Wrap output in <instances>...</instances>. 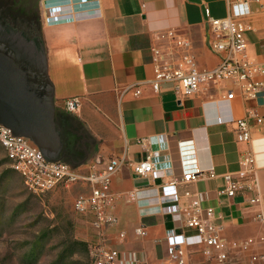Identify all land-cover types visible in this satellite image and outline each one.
I'll return each mask as SVG.
<instances>
[{"label":"crops","instance_id":"1","mask_svg":"<svg viewBox=\"0 0 264 264\" xmlns=\"http://www.w3.org/2000/svg\"><path fill=\"white\" fill-rule=\"evenodd\" d=\"M43 2L57 3L66 16L52 24L40 21L54 106L62 110L66 98L79 97V113L69 115L96 142V149L80 164L81 169L87 171L91 165L101 169L111 157L135 162L149 152L158 153V167H163L161 177L156 179L137 178L128 165L112 176L118 222L105 230L110 246L119 251H135L145 264H178L167 254L166 233L176 229V233L186 236L195 230L181 226L164 213L160 186L171 177L180 176V150L192 151L196 167L205 173L178 187L179 205L184 206L194 194L202 208L211 207L220 216L223 238L257 239L261 224L256 216L264 215V76L256 78L263 86L253 99L226 100V83L204 86L195 94L179 97L171 84L162 83L158 91L149 84L153 78L151 48L165 45L169 31L188 40L199 69L219 63L220 56L210 48L206 12L213 18L225 17V0ZM246 2L250 14L244 21L251 27L245 32L246 52L252 60L260 61L264 59V6L255 0ZM130 85L139 88L138 96L132 89L121 94ZM256 117L262 119L260 125L256 124ZM234 118L247 119L249 142L236 140L234 124L230 122ZM248 152L257 168L260 201L250 203L249 195L218 196L222 176L238 171L240 158ZM208 172L213 177L207 176ZM130 192H134L133 199L127 197ZM140 225L146 231L144 237L134 234V228ZM120 232L124 233L123 240L117 238ZM180 250L183 264L209 263L198 248L181 246ZM262 251L259 245L250 249ZM247 256L243 252L233 254L234 264H246Z\"/></svg>","mask_w":264,"mask_h":264},{"label":"built area","instance_id":"2","mask_svg":"<svg viewBox=\"0 0 264 264\" xmlns=\"http://www.w3.org/2000/svg\"><path fill=\"white\" fill-rule=\"evenodd\" d=\"M247 0H225L228 14L223 18L210 17L206 12L209 23L211 41L210 48L220 56L219 63L212 68L199 69L194 56L190 52V43L184 37L173 31L166 34V44L151 48L153 78L149 81L151 88L158 91L162 83L172 85L174 94L187 96L195 94L204 86L228 84L225 89V99H253L261 90L262 81L257 77L264 76V59L252 60L246 52L245 32L251 29L244 18L250 14ZM264 6V0H255ZM89 0H80L84 4ZM44 8L40 21L44 24L60 22L66 16L61 14L62 7L57 3L42 2ZM133 90L138 96L140 90L135 85L126 86L121 94ZM81 109V99L77 96L68 97L63 101L62 110L68 114H78ZM256 124L262 119L256 117ZM234 124L236 140L249 142L250 127L246 118L230 120ZM140 141V140H139ZM143 141V140H141ZM0 146L5 152L11 169L21 178L24 187L32 194L42 195L59 185L79 182L88 188L86 194L74 198L72 211L88 223L97 242L90 251L91 264H145L142 258L133 250L119 251L108 243L105 230L117 224L114 212L117 196L111 191L112 176L124 165H128L137 178L156 179L161 177L158 164L161 163L157 152H149L142 159L127 163L123 157H111L101 169L93 165L87 171L81 165L70 168L62 161H47L39 149L27 138L11 136L8 129L0 126ZM183 147H181L182 149ZM194 153L180 150V176L171 177L160 186L162 210L171 216L172 220L181 226L194 229L192 235L176 233V229L166 233L168 256L183 264L181 246L198 248L207 262L215 264H234L233 254L248 253L246 264H264V215L257 214L261 224V234L257 239L248 238L243 241H229L221 236L222 226L220 216L213 208H202L200 199L194 194L189 196L184 206L179 205L178 187L194 182L205 173L194 163ZM240 169L222 176L223 184L217 190V195L226 198L249 195V202L260 201L258 192L257 168L254 165L252 153H245L239 160ZM166 168H170L167 164ZM165 169V168H164ZM213 177L211 172L206 174ZM134 192L127 194L133 199ZM137 237H144L143 226L134 228ZM123 240L124 233L117 235ZM262 246V252H250L253 246Z\"/></svg>","mask_w":264,"mask_h":264},{"label":"rangeland","instance_id":"3","mask_svg":"<svg viewBox=\"0 0 264 264\" xmlns=\"http://www.w3.org/2000/svg\"><path fill=\"white\" fill-rule=\"evenodd\" d=\"M87 192L76 182L30 193L0 146V264H91L97 238L72 211L74 198Z\"/></svg>","mask_w":264,"mask_h":264},{"label":"water","instance_id":"4","mask_svg":"<svg viewBox=\"0 0 264 264\" xmlns=\"http://www.w3.org/2000/svg\"><path fill=\"white\" fill-rule=\"evenodd\" d=\"M28 1L30 18L36 19L39 26L38 0ZM53 92L41 39L0 23V126L11 136L29 139L47 161L60 160L63 141L55 115L67 114L54 106ZM92 141L84 161L96 149Z\"/></svg>","mask_w":264,"mask_h":264},{"label":"trees","instance_id":"5","mask_svg":"<svg viewBox=\"0 0 264 264\" xmlns=\"http://www.w3.org/2000/svg\"><path fill=\"white\" fill-rule=\"evenodd\" d=\"M30 17L25 16L22 10L15 9L14 4L0 0L1 24L9 25L14 30L21 31L28 37H38L42 41L40 27L36 19ZM55 121L63 141V149L59 161L77 167L84 161V154L93 145L92 138L81 123L68 114L56 112Z\"/></svg>","mask_w":264,"mask_h":264},{"label":"flooded vegetation","instance_id":"6","mask_svg":"<svg viewBox=\"0 0 264 264\" xmlns=\"http://www.w3.org/2000/svg\"><path fill=\"white\" fill-rule=\"evenodd\" d=\"M6 2H9V4H14L15 9L22 10L23 14L27 17L31 15L29 11L30 2L28 0H4Z\"/></svg>","mask_w":264,"mask_h":264}]
</instances>
